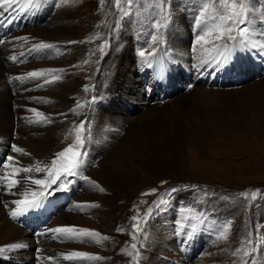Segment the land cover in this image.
I'll return each mask as SVG.
<instances>
[{
	"label": "rangeland",
	"instance_id": "rangeland-1",
	"mask_svg": "<svg viewBox=\"0 0 264 264\" xmlns=\"http://www.w3.org/2000/svg\"><path fill=\"white\" fill-rule=\"evenodd\" d=\"M250 4L249 20L254 29L253 42L256 41L254 44L257 45L232 48L230 42L221 41L228 43L231 49L227 61L218 65L217 57L201 65L198 70L195 69V62H200L205 53L196 45L198 33L202 34L196 21L202 8L205 9V19L216 15L221 10L220 0H167L163 8L168 13L167 20L162 19L160 0H132L130 6L124 0L119 5L116 0H104V3L101 0H68L67 4L62 0H38V3L32 0L29 5L31 9L25 7L33 17L31 26L22 31L15 28L8 35L12 37L5 40L13 41L11 53L17 57L23 56L27 62L14 68L15 62L12 60V66L6 67L4 73L0 68L1 74L4 77L12 75L10 79L18 75V70L27 72L28 67H38L37 70L63 69L60 79L46 83L44 90H56L60 84H66L61 98L52 93L55 105L63 103L75 106L78 119L67 125L59 146H43V150L50 148L55 156L74 143L75 127L81 121H87L83 149L87 157L81 175L67 178L70 185L66 191L54 190L55 185L48 190L51 194L43 202L53 201L49 205V215L45 205L39 207L42 217L37 218L47 220V226L42 225L33 234L28 232L35 246L40 245L39 238L46 236L44 242L61 240L59 245L65 247L66 255L77 252L76 240L55 239L47 230L58 226H78L93 229L107 237L101 244L91 241L83 243L82 246H87L90 252L88 254L101 258L86 264H137L126 254L132 251V243L137 244L140 252L138 264H166L172 260L169 257L171 252H177L180 255L178 259L184 264H242L247 257L243 253L233 256V252L241 247L242 241L251 238L254 242L259 241L252 245L256 248L250 258L252 264H264V101L260 103L256 98L243 112L226 110L216 120L211 119L215 120L214 125L209 127L201 140H197L194 133L203 125L197 115L191 116V120L182 119L178 137L173 136L166 125L157 128L156 136L172 135L168 137L173 148L171 152L159 146L156 150L158 161L164 165L168 163L166 168L170 167V171L166 169L161 174L152 173L151 178L135 187L122 182L113 190L114 195L107 202L99 199L88 203L83 201V196L93 193L96 188L92 181L102 185L91 176L101 165L102 169L115 171L118 180H122V173L128 181L132 173H140L148 163L147 151L142 146L134 151L131 143L133 140L139 141L148 132L137 129L133 137L126 136L130 121H136L148 106L165 107L167 112L175 111L178 107L186 112L195 108L193 89L196 87L226 93L245 89L264 79V49L259 47V41L264 45V0H250ZM17 9L21 10L19 7ZM3 10L7 24H12L8 16L16 8L11 5ZM64 14L71 16L74 29L68 26L69 20L61 19ZM36 21L38 23L35 24ZM3 29L0 27L1 35H4ZM42 29L55 32L53 37L57 35L58 38L45 39ZM152 35H157L162 42L153 44ZM27 36L42 39L44 43L50 42L52 47L34 50L31 47L37 44H32ZM5 44V41L0 44L2 56L6 54ZM105 44L107 47L101 51V46ZM206 47L211 48L212 45ZM153 48L156 54L149 64L139 56V52L144 50L147 57ZM30 49L33 57L27 54ZM18 52L19 55L16 54ZM178 53H182L183 57L179 58ZM174 57L181 59L180 64L176 63ZM24 58H19L17 64ZM115 61L119 69L114 74ZM40 79H36V83H40ZM25 82L22 80L17 85L22 87ZM103 90L107 93L100 100ZM93 97L96 98L94 103L91 102ZM174 98H179L181 104H174ZM78 104L83 107L78 108ZM156 139L161 144L162 141ZM11 154L10 151L0 153V170ZM90 163L92 165L87 167L86 164ZM21 175L16 178L20 179ZM29 175L47 179L45 172ZM83 177H88V180ZM24 184L30 190H40L39 185L22 181L11 191L23 198L20 194L25 191ZM193 185L196 187L192 188ZM173 187L178 191L166 197L169 203L161 210L154 211L146 225L141 220L144 231L134 241L132 225L135 221L132 217L139 214L142 218L153 202ZM153 189L156 190L154 193ZM67 192H72V196H61ZM245 192L248 197L241 195ZM58 194L60 197H57ZM253 194L255 199H252ZM58 199H62V205L55 204ZM10 212L4 208L1 219L16 225L10 220ZM72 217L80 220L86 217L92 222L88 226L72 224L69 223ZM225 227L229 229L227 239L218 238ZM12 228L3 229L2 235L10 237L11 241L18 234L12 235ZM118 228L122 231L118 232ZM42 229L43 232L39 233ZM48 248L40 247L42 252H47ZM31 249V253L24 258L18 257L20 250L5 260L0 253V264H48L39 257L40 249ZM52 260L56 261L54 264L77 262V258L66 262L64 257Z\"/></svg>",
	"mask_w": 264,
	"mask_h": 264
},
{
	"label": "bare ground",
	"instance_id": "bare-ground-1",
	"mask_svg": "<svg viewBox=\"0 0 264 264\" xmlns=\"http://www.w3.org/2000/svg\"><path fill=\"white\" fill-rule=\"evenodd\" d=\"M31 1L32 0H17V2L12 4V7L14 6L16 8V10H18L17 7H19V8L27 7L29 9H31V6H29L31 4ZM3 13H4V10L3 9L0 10V19L3 15ZM61 19L69 20L68 26L70 27L71 30L74 29V23H73V21H71L70 15L64 14L63 18L61 17ZM36 23H38V21H36L35 24ZM176 28H178V26ZM179 28H181V26H179ZM41 31H42V35L44 37H46L45 39H47V38L57 39L58 38L57 35H56V37H53V35H55V32H51L50 30L48 31L45 29H42ZM5 32L6 31L3 29V34ZM11 37H12V35L6 37V39L11 38ZM27 37L29 39H31L32 44L44 43V40H42V39H36L35 37H32V36H27ZM255 42H253V45H257V44H254ZM261 42L259 41V43H260L259 47L261 49H264V45ZM5 43L6 44L3 47H4L5 53L7 55L5 54L2 56L0 54V68H1L3 73H4V70L6 67L12 66L11 56L14 55V53H11V50L13 49V46H14V42L11 40L10 41L5 40ZM47 44L51 45L50 42ZM33 46L31 47L32 49H34ZM32 49L27 50V54H30V51ZM4 50H3V52H4ZM172 53L174 56H176V54L174 52H172ZM262 53H264L263 50H262ZM16 54L19 55L20 53L18 52ZM177 55L179 58L183 57L182 53H178ZM184 59H185V57H184ZM6 60H7V63H6ZM175 61L177 64H180L181 59L179 60V59L175 58ZM26 62L27 61L25 59V60L21 61L19 64H15V66H12V67L17 68L20 65H24ZM117 63L115 61L113 73H114V71L118 72L119 68L117 66ZM193 65H194V63H193ZM201 65H202L201 62L196 61L195 62V69L198 70ZM31 68L28 67L27 72L18 70V72H16L18 75L13 77V78H10V79H8V78L11 77L12 75H8V76L4 77L2 75L3 73L1 74V72H0V153H8V151H10V153H12L10 156L14 157L13 162H9L6 159V162L4 163L3 167L1 168L2 171L0 170V177H4L6 175H9L13 171V167H19L21 165L22 166H31L37 162H43L44 164H48L50 159H52L54 156V154H53L54 150H52L50 148H46L45 150H43L42 147L43 146H49V147L50 146H52V147L59 146L61 141H62V136H63V134L67 128V125L71 121L78 119L77 118V109L75 108V106L69 105V104L62 105L63 103L60 106L58 104L55 105V99H54L55 96H53L52 93L54 92V95L61 98L62 94L65 91V85L66 84H64V86L60 84V86L56 90H50V91L44 90V87L46 85V83H44V81L45 80H51L53 75H59V76H60V74L62 75L63 69L56 67L57 69H54V70H62V71L54 72V73H46L45 76L40 77L42 79V81L40 79L41 82L36 83V79L24 78V77H26V74L28 72L38 69V67L32 68V69ZM50 68H48V69H50ZM25 69L27 70V68H25ZM51 69H53V68H51ZM14 74H15V72H14ZM22 80H25L26 82H25L24 86L19 87L20 85H17V83L21 84L20 81H22ZM37 85H42V86L38 87ZM104 93H107V91L106 90L102 91V93L100 94L101 96L99 97L100 100H101V97ZM65 96L66 95H64V97ZM193 96L195 97V100H196V101H194L195 102L194 103L195 108L192 107L190 110H188L186 112L183 111L181 108L178 109V107L175 111L167 112V111H165L166 110L165 107H162V109H160V106H152V107L148 106L146 109L143 110L144 113L142 115L138 116L136 121H133V119H132L129 123L130 124L129 127H127L128 132L126 133V136H132L133 137L137 133V131H136L137 129L142 130V131L146 130L145 132H148L144 137H140L139 141L133 140L131 142V143H133V148H134L132 150L136 151L137 149H139L140 146H142L147 151V154H149L148 163L143 166V169L141 170L140 173L139 172L132 173V176L129 177L128 181H127V177L124 176L122 173H120L122 180H118L116 178L117 176H116L115 171H113L112 169L111 170L102 169L101 167H103V166L101 165L100 168H97L92 173L91 172L90 173L94 179H96L98 182H100L102 184V185L99 184V186L101 188H103L104 191L101 192L100 188L96 187L93 193H89V194H86L83 196L84 203H85V201L87 203L93 202V201L95 202L98 199L101 202L102 201L107 202L106 200H108L112 195H114L113 190L116 189L117 186L121 185L122 182H127V184L129 186L135 187L136 185L143 183L144 180L151 178L152 173H160L162 171H166V169L169 170L170 167L166 168L168 163H165L166 165H164L163 163H160L158 161L156 150L158 149V146H159V147L165 149L167 152H171L173 150V148L170 147V139L168 137L172 136V135L168 134L167 136L165 135L162 138L160 136H156V129L157 128L166 125V129L168 127V130L170 131V133H172L173 136L178 137L179 130H181L180 125H181L182 119L191 120V116L196 117V115H197V117L201 120L203 125L194 133H196L195 136H196V138H198L197 140H199V139L201 140L203 138V136L205 135V132L209 129V127H213L214 121L218 117H220V115H222L221 113H223L224 111L228 110V111H232L235 113L243 112L245 107L247 105H249L251 103V100H253L254 98H256L258 101H260V103L263 102L264 101V79L261 80L260 82H258L257 84H253V86L247 87L245 89L242 88L239 91H229L226 93H223L221 91H213L212 89H205V88H201V87H196L193 89ZM173 100H174V104L180 103L179 98H174ZM198 100H213L214 102L200 103ZM218 108H219V110H218ZM33 109H35L36 111L33 112L32 111ZM99 110H101V109H99ZM37 113H39V115ZM97 116H98V114H97ZM53 118H55V119H53ZM211 119L212 120L215 119V120L212 121ZM117 120H119V119L117 118ZM193 126H194V124H193ZM148 129H151V130L148 131ZM168 130H167V132H168ZM155 139L157 141H158V139L160 141H162L161 144L157 143L155 141ZM12 145H16L18 147L23 148L24 151L26 153H28V155H21L19 153L14 152L12 150ZM92 155H93V153L91 155H89V158L92 157ZM15 161H17L19 163L16 164ZM7 162H9V163H7ZM86 165H87V167H90L92 165V163L86 164ZM22 176L23 175H21V177ZM24 186L27 187L25 184H24ZM120 188H122V187H120ZM59 194H61V193H59ZM59 194L57 197H60ZM61 196L62 197H66V196L71 197L72 192H69V193L67 192L66 194L63 193ZM17 199H23V198H20L16 193L9 191V189L7 187H5L3 184H0V247L10 245L14 242H20L22 244L27 245V247H23L21 249H16V250L6 249L4 252L1 253L2 258L5 260L6 258L13 257L16 255L17 251H19V250H20V252L18 253L19 254L18 257L24 258L28 253H31L30 248H32L31 250H33L35 248L40 249L41 246L49 247L47 252H42L41 249L39 252V255H40L39 257L43 258V260L48 264H51V263H49V261H51L54 258L65 257L66 256L65 247L59 245L61 243V240H57L55 242H50V241L44 242L46 239L45 238L46 236L41 237V235H39L37 233L39 235V237H41L38 239L40 242V245L35 246L33 238L29 235V233H32V234L35 233V230L37 228H41L42 225H46L45 224L46 220L40 221L39 219H37V218L42 217V211L41 210L30 209L28 212H26L23 215L15 218L14 220L11 219V216H10V220L13 223H16V225H10L9 223H5V221H2L1 217L4 215L2 213L3 209L7 208L9 211L10 210L12 211L16 207L14 201H16ZM58 200H62V199H58ZM4 202H7V203L5 204ZM43 203L48 206L47 207V216H48L49 212H50V209H49L50 206L49 205H52L53 201L49 202V203H47V202L46 203L43 202ZM77 210H78V208H77ZM56 212H57V210H56ZM3 220H5V219H3ZM83 220L72 217L71 220L69 221V223L83 224L85 226L91 225L90 223L92 221L90 222L89 220H87L86 217ZM7 222H9V221H7ZM21 224H22V226H19ZM46 226L44 227V229H46ZM8 227H13L12 232H11L12 235H14L16 232L18 233L15 236V239H13L12 241H11V239H9L10 237L2 236L3 235V229H7ZM44 229L40 230L39 233L43 232ZM47 229H48V227H47ZM9 231H11V230H9ZM4 235H6V234H4ZM54 245L56 247H54ZM82 245H83V243L77 241V252L90 253V252H88L87 246H82ZM72 247H74V246H72ZM91 250H92V248H91ZM50 257L52 258L51 260L48 259ZM169 257L172 260L168 261V263H166V264H184L185 263L182 260L178 259V258H180V255L177 252H171ZM66 261H67V259L64 260V262H66ZM92 261H94V259L88 260V259H83V258H77V262L73 263V264H86V263L92 262ZM54 263H56V261ZM21 264H23V263H21ZM69 264H71V263H69ZM187 264H191V263L188 262Z\"/></svg>",
	"mask_w": 264,
	"mask_h": 264
},
{
	"label": "snow or ice",
	"instance_id": "snow-or-ice-1",
	"mask_svg": "<svg viewBox=\"0 0 264 264\" xmlns=\"http://www.w3.org/2000/svg\"><path fill=\"white\" fill-rule=\"evenodd\" d=\"M17 2V0H0V10L4 9L6 6H11ZM34 2L38 3V0H34ZM68 0H62V3L67 4ZM117 4L121 3V0H116ZM129 6L132 3V0H124ZM101 3H104V0H101ZM162 6V19H168V13L163 11L164 6L167 3V0H160ZM221 10H218L216 15L205 19L204 13L205 9L202 8L196 25L200 28L202 34L198 33L196 39V45L200 46V50H202L205 55L201 57L200 62L202 65H206L210 60H217V64L225 63L228 59V56L231 52L228 43H221V41L230 42L231 47L235 48L237 45L244 46H255L253 45V37L252 33L254 31L250 20L249 15L251 11L250 0H220ZM227 6V8L225 7ZM209 20L211 23H209ZM157 27H159V22H157ZM215 33V35H214ZM235 33V34H233ZM212 37L213 39L209 40L208 38ZM18 39H27V38H18ZM151 42L153 44L160 43L162 41L158 40L157 35L151 36ZM3 43V41H0ZM211 44L212 47L208 48L206 45ZM35 50H42L51 48L52 45L47 43H40L33 46ZM107 47V44L102 45L100 50L103 51L104 48ZM223 49V51H221ZM156 49L153 48L152 52L149 53V56H145V51L141 50L139 52V56L144 58L146 61L151 64V59L155 58ZM22 55V54H21ZM11 59L16 62L18 61V57L13 55ZM62 70H33L26 74L24 78H33L38 79L46 75V73H54ZM59 75H53L51 80H45L44 83H51L59 80ZM42 86V85H37ZM95 97L92 98V103L95 102ZM83 107V105L78 104V108ZM33 112L36 110L33 109ZM39 115V113H37ZM77 114H79L77 112ZM31 122V121H30ZM87 121H81L78 127H75V137L74 143L67 146L60 152L56 153L54 158L51 160L49 164H44L43 162H37L31 166H19L13 167V171L4 177H0V184H3L5 187L11 191V189L19 184L22 181H28L30 184L39 185L40 190H30L28 187L25 188V191L20 195L23 196V199H17L14 201L16 207L10 212V216L15 219L24 213L28 212L30 209L41 207L43 201L47 198V195L51 193L48 191L52 189V186L55 185L56 188L54 190H64L66 191L69 188L70 181L67 179L68 177H79L81 175V170L83 169L87 152L84 149L85 145V125ZM12 150L21 155H28L24 151L23 148L18 147L16 145H12ZM7 160L9 162L14 161V157L8 156ZM18 164L19 162H15ZM40 173L45 172L47 174V179H38L33 175H29L31 173ZM20 173H24L25 175L20 179L16 177L20 176ZM83 179L88 180V177H83ZM93 185L97 188H100V191L103 192L104 189L99 186L96 182L92 181ZM165 183V182H161ZM188 187V186H185ZM195 188L196 186H191ZM156 190L153 189L154 193ZM178 189L173 187L167 190L157 201L153 202V206H150L147 211L144 213V216L141 218L138 215L133 216L132 220L135 221L132 225V239L135 241L138 235L144 231V228L141 226V220H143V224L146 225L149 218H151L154 211H159L163 207H165L169 200L166 197L171 196L172 193L177 192ZM150 193H144L143 195H148ZM243 197H248V193H242ZM255 194H253L252 199H255ZM194 227V226H193ZM228 227H225L219 234L218 238L227 239ZM52 233L55 239H67V240H76L81 243L94 242L96 244H101L103 241L107 240V237H103L100 233L95 230H90L88 228H80L77 226H58L55 228H50L47 230ZM118 232L122 231V229H117ZM254 243H259V241L254 242L251 238L247 241L241 242V247L238 248L235 252H233V256H236L240 253H243L244 259L242 264H252L251 256L256 251L255 247H252ZM23 247H27L26 244H22L20 242H14L10 245L0 247V253L4 252L6 249L8 250H16L21 249ZM131 252H127L126 254L132 259L139 261L140 252L137 248L136 243L131 244ZM123 251V250H122ZM67 260H72L76 258H83L88 260H99L101 259L99 256H93L91 254L85 252H73L64 257ZM51 260L52 258H48Z\"/></svg>",
	"mask_w": 264,
	"mask_h": 264
}]
</instances>
